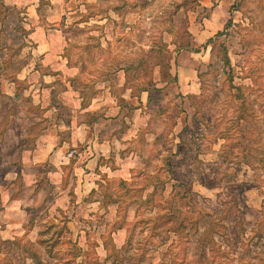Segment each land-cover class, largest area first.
Returning <instances> with one entry per match:
<instances>
[{
    "label": "rangeland",
    "instance_id": "obj_1",
    "mask_svg": "<svg viewBox=\"0 0 264 264\" xmlns=\"http://www.w3.org/2000/svg\"><path fill=\"white\" fill-rule=\"evenodd\" d=\"M37 27L70 72L0 90V264H264V0H0L7 74ZM83 122L135 131L89 180Z\"/></svg>",
    "mask_w": 264,
    "mask_h": 264
},
{
    "label": "crops",
    "instance_id": "obj_2",
    "mask_svg": "<svg viewBox=\"0 0 264 264\" xmlns=\"http://www.w3.org/2000/svg\"><path fill=\"white\" fill-rule=\"evenodd\" d=\"M29 38L34 40L35 43V47H33L31 51V60L23 64L21 68L17 70V72H15L14 75L7 74L6 69L3 68L4 64H2L0 66V90H7L3 91V94H7L6 96L8 97H16L17 92L19 91V85L22 84L21 86L24 91L27 92V95H31L32 93L38 95L37 97L32 96L33 94L31 95L32 97H34V99L31 97V101L33 102V104L41 103L42 106L49 107L47 109L49 111L51 108H54V106L51 105L53 98L52 96H54L55 89L54 83L56 81V75L54 73L57 70H61L62 74L65 75L70 72V68L67 65V59L62 56L60 51L57 49V44L55 43V40L52 39V35L46 34L45 36H41L39 34V28L37 27L35 29L31 28ZM38 59L39 61H42L44 63V66L48 72L41 71V68L37 64ZM2 60H4V58H2ZM18 81L20 83H18ZM40 92H42V95H45L46 97L39 99ZM142 93L145 94V92ZM131 99L132 97L129 96V100ZM138 99L142 104H146L147 102L146 95L140 94ZM87 110H91V107L89 106V109ZM94 110H96V108ZM54 116L56 118V114H54ZM77 125V129L79 130V132L75 136L74 141L72 140V137L70 138L71 142L69 143L73 144L74 142L79 143L80 141H88L89 144H91V146L87 148V151L89 149L90 152L89 156L86 158L85 166L89 169H92V171L86 172L83 175V178H86V180L92 178L89 177L90 173L92 175H96V173L93 172V169L100 170L102 168V165L99 164V160L101 159V157H106L111 152H114L115 148H118L117 145L115 147V143H117L119 139H131L132 136L135 135L134 130V132L130 133V128H127L126 133H118L116 135L110 134L109 136L106 135L105 137H103L100 133H98L99 130L96 129L94 124L92 125L83 122L82 124ZM99 137L102 139H98ZM65 143L66 142H63V144H57L54 140V134L52 133L45 141L37 142V144H35L33 152L35 154L38 153L41 155L45 153L58 154L63 149ZM87 151L84 153L88 154ZM80 158H82V156L77 159V162ZM76 169L78 171L80 170L78 168ZM93 180L95 179L93 178ZM80 182L83 187L88 186V193H90L93 188H95V181H92V183H90V181H85L84 179H82L81 176Z\"/></svg>",
    "mask_w": 264,
    "mask_h": 264
}]
</instances>
